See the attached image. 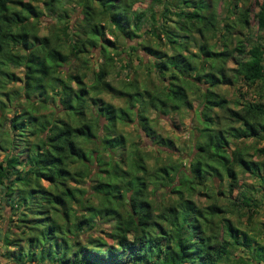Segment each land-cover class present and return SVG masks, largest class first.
<instances>
[{"label": "trees", "instance_id": "obj_1", "mask_svg": "<svg viewBox=\"0 0 264 264\" xmlns=\"http://www.w3.org/2000/svg\"><path fill=\"white\" fill-rule=\"evenodd\" d=\"M144 1L0 0V209L14 224L0 236L7 264H222L232 249L249 250L252 242L262 257L264 247L225 215L236 212L237 225L248 228L258 214L252 196L264 193V164L237 142L264 138V104L234 101L239 107L231 108L216 89L234 79L264 96V0L252 14L255 31L247 0L239 6L230 0L221 17L219 0H148L135 8ZM69 10L77 16L70 19ZM48 15L59 23L42 35ZM133 40L135 46L127 45ZM131 53L147 73L144 85L125 73L119 87L111 86L108 71L117 60L127 66ZM91 55L100 58L92 71ZM229 60L234 67L227 69ZM186 90L198 101L191 158L157 164L131 143L124 152L116 124L131 120L155 146L172 148L154 134L144 111L190 108ZM100 92L124 98V108L105 103ZM49 97L61 114L52 122L39 113ZM89 101L95 111L86 115ZM254 152L264 157V145ZM236 167L257 178L258 187L238 183ZM211 177L219 188L226 178V190H209ZM85 180L89 192L80 188ZM160 188L174 197L155 213L150 195ZM195 194L206 205L196 204ZM100 222L109 223L112 245L91 236Z\"/></svg>", "mask_w": 264, "mask_h": 264}, {"label": "rangeland", "instance_id": "obj_2", "mask_svg": "<svg viewBox=\"0 0 264 264\" xmlns=\"http://www.w3.org/2000/svg\"><path fill=\"white\" fill-rule=\"evenodd\" d=\"M230 0H219L220 4H218L217 12L219 16L221 17L223 15V9ZM260 0H247L246 7L250 10V18H249V25H252L253 30L255 31L254 25L255 22L252 19V14L257 11V4ZM243 0H238V6L241 5ZM149 4L148 0H145L144 2L138 4L135 6V8H145ZM72 6V4H71ZM60 12V11H59ZM58 12V13H59ZM61 14V13H59ZM47 15V14H44ZM53 15H48V17H42L41 20L44 22L43 26H40L39 33L42 35H45L48 29L54 30L57 27V23H59L55 17H52ZM67 16L72 19L76 17L77 15L68 11ZM71 21V20H70ZM170 26V25H169ZM244 33V32H243ZM259 33V32H258ZM264 35V33H262ZM108 39H111L110 36H106ZM136 40H133L131 43H127V45H134L135 46ZM122 45V44H121ZM262 51L264 52V36H263V48ZM139 57L143 58L144 61H147V58L140 50H137L136 52ZM130 59L125 58V61H129L128 65L125 67L120 66V61H115L114 67L108 71V75L106 77V81L113 87H119L120 80H124V74L128 73L131 75V78L136 79V83L139 87H141L143 84V80L145 78L144 71L141 70V68H138L139 64V58H134L133 54L131 53L128 56ZM89 68L92 70H96L100 62V58L94 55H91V58L89 57ZM207 61V60H206ZM98 63V64H97ZM234 67V64L229 60L225 62V68H231ZM61 70H64V74H66V71H68L66 65L61 67ZM117 70V74H116ZM91 71H89V75L87 77H91ZM18 75L19 72H16ZM228 76L231 74L229 72H226ZM63 75V74H62ZM152 77H155V75L152 73ZM231 78V77H230ZM233 79V78H231ZM87 85L91 84V81L86 78L84 80ZM160 83V82H159ZM158 83V84H159ZM18 84H10V87H16ZM218 93H220L222 96H224L228 101V106L231 108H237L239 106L234 105V101H237V103L240 105L242 103H248V102H255L259 101L264 104V96L257 97V86H251V87H245L244 84L241 82H238L237 80H232L230 85H224L221 88L216 89ZM19 91V90H18ZM93 90H90L89 95H93L91 92ZM105 103L111 104L115 109L124 108L125 101L124 98L107 94L105 92H100L98 95ZM186 96H187V102L190 104V108L187 107H181L178 111V113H168L167 115H163L159 113L157 110L152 109L151 107H146L144 114L149 119V124L154 132V134L157 137L170 140L172 148L167 149V151L164 152V149L161 147H157L154 145V142L151 138L146 137L143 130L140 128L139 124L137 123V120H131V123L128 124H120L117 122L116 124V134L122 135L125 139V147L124 152L131 149L130 143L132 145H135L136 147H139L141 150L148 153L149 156H152V158H156L157 164H166V163H177V164H184L186 163L191 156L194 153V150L192 149L193 142L195 141L197 133L193 130V127H198L195 123V120L193 118V109L197 107V98L195 95L190 92L189 90H186ZM14 103H19L18 101H15ZM14 105V104H13ZM12 107L7 105V112H10ZM95 106L91 104V102H87L86 105V115H90V113H94ZM137 111V110H135ZM216 116H221L220 111L214 110ZM39 113L42 115H45L48 122H52L58 117H61L60 111L56 108L54 104V99L48 98L45 102V106L43 108H40ZM8 117V115H6ZM130 117L131 119L134 118L132 110H130ZM98 122L102 125L104 123V120L99 118ZM224 125L228 127H233V129L237 128V124L235 123H225ZM239 145L241 147H244L249 155H251L250 159L264 164V157H259L255 155V149L260 148L264 145V138L263 135L258 136L255 139H249V140H243L238 141ZM93 147L91 143L85 145V149L90 150ZM230 148H232V145H229ZM159 151V152H157ZM122 153V151H118V154ZM3 156V152L0 151V157ZM148 161V160H147ZM153 161H148L154 162ZM236 170L238 171V183H243L244 185L248 187L253 186L255 188L258 187V180L253 175H250L249 173H242L240 172L239 168L236 167ZM211 180L214 182V186L211 185ZM226 182L227 179L224 178V182L219 186V183L217 180L209 178L206 181L207 188L211 190L213 193H217L219 189L222 191L226 190ZM89 180H85L84 182H81L80 188L88 191V186L90 185ZM42 185H46L45 182H42ZM151 185L149 186V188ZM169 191L168 188L165 189H157L154 191L150 198H152V204L154 212L157 213L159 210V203L167 204L169 201L173 199L172 194H164V191ZM89 192V191H88ZM232 195L234 193L232 192ZM252 199H254L258 205V214L254 215L251 224L248 226V228H243V226L237 225V217L238 215L236 212L233 213H227L225 215V218L228 219L232 225L238 227L240 230L245 229V231L252 236V238L260 244L262 247H264V193L262 195H257L256 193H253ZM193 200L198 204L199 206L206 205V200L203 194H195L193 196ZM162 201V202H161ZM1 203V202H0ZM163 204V205H164ZM220 205L227 206V200H221ZM229 209L228 207H226ZM8 209H0V236L2 235H9L7 233L8 226L13 229V225L9 223L8 221ZM241 221L244 220V218H240ZM109 223H101L96 229L91 233L92 237H101L104 239L105 243L107 245H112V241L106 236L108 233ZM103 231V232H99ZM219 233V232H218ZM88 232L83 235V237H87ZM254 242L250 244L249 250H242V249H232L230 253L228 254V260L222 262V264H253L252 262H257L264 258V253L262 257L260 256L261 251L260 250H254ZM257 247V246H256ZM1 248V246H0ZM1 254V253H0ZM252 260V262H251ZM7 260L0 256V264H7ZM257 264H264V261H261Z\"/></svg>", "mask_w": 264, "mask_h": 264}]
</instances>
